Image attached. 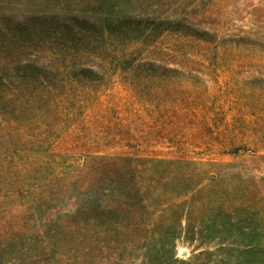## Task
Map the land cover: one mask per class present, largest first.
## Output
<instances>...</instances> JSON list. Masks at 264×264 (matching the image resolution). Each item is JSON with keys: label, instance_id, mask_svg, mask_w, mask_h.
I'll list each match as a JSON object with an SVG mask.
<instances>
[{"label": "rangeland", "instance_id": "obj_1", "mask_svg": "<svg viewBox=\"0 0 264 264\" xmlns=\"http://www.w3.org/2000/svg\"><path fill=\"white\" fill-rule=\"evenodd\" d=\"M14 1L84 34L2 61L0 264H264V0Z\"/></svg>", "mask_w": 264, "mask_h": 264}, {"label": "trees", "instance_id": "obj_2", "mask_svg": "<svg viewBox=\"0 0 264 264\" xmlns=\"http://www.w3.org/2000/svg\"><path fill=\"white\" fill-rule=\"evenodd\" d=\"M9 1L0 0V69L7 61L9 65L5 68L9 72H16L20 77L19 80L30 82L33 76L31 77L28 70L20 72L18 68H15L17 57L30 52L32 47L46 45V39L51 38L50 36L58 38L62 45H66L68 41L76 44L83 40L84 31L81 27L75 28L76 25L72 21L61 23L57 19L55 22L45 8L35 7L29 12L26 11L28 3L17 6L15 1L14 4H9ZM41 4L45 3L37 4V6ZM102 22L103 25L110 26L107 16Z\"/></svg>", "mask_w": 264, "mask_h": 264}]
</instances>
